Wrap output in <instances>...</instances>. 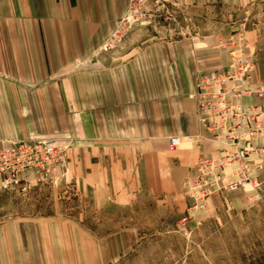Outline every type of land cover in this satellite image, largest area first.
Listing matches in <instances>:
<instances>
[{
  "label": "rangeland",
  "instance_id": "1",
  "mask_svg": "<svg viewBox=\"0 0 264 264\" xmlns=\"http://www.w3.org/2000/svg\"><path fill=\"white\" fill-rule=\"evenodd\" d=\"M151 10V19L126 13L95 69L138 60L139 104L174 115L177 98L185 96L195 104L200 133H140L138 157L123 156L117 166L102 161L99 170L78 161L79 154L68 165L72 140L24 139L55 140L61 153L43 169L19 173L18 183L0 177V226L57 238L43 250L75 254V264H264V139L246 151L219 140L197 107L199 86L231 72L233 51L254 56L245 89L264 92V0L239 8L172 2ZM179 42L196 52L176 51L169 63L164 47ZM147 48L156 51H141ZM251 99L260 102L250 106L260 105L264 120V97ZM172 136L183 138L174 152ZM228 181L235 187L226 188Z\"/></svg>",
  "mask_w": 264,
  "mask_h": 264
},
{
  "label": "crops",
  "instance_id": "2",
  "mask_svg": "<svg viewBox=\"0 0 264 264\" xmlns=\"http://www.w3.org/2000/svg\"><path fill=\"white\" fill-rule=\"evenodd\" d=\"M259 1L173 0L205 8ZM127 10L128 0H0V148L30 137L66 138L73 141L70 167L79 154L78 161L99 170L102 161L117 166L123 156L138 157L140 133L157 132L163 138L200 133L195 104L185 96L177 98L174 115L139 104L138 60L95 69L101 63L97 54ZM179 43L164 47L169 63L176 51L196 52ZM141 51L153 54L156 49ZM253 102L260 103L245 100L246 105ZM24 230L9 222L0 226V264H75V254L60 253L57 247L43 250V244L54 245L57 238Z\"/></svg>",
  "mask_w": 264,
  "mask_h": 264
},
{
  "label": "built area",
  "instance_id": "3",
  "mask_svg": "<svg viewBox=\"0 0 264 264\" xmlns=\"http://www.w3.org/2000/svg\"><path fill=\"white\" fill-rule=\"evenodd\" d=\"M172 2L173 0H128L127 12L140 19H151L155 17V13L151 14L154 6L167 8ZM255 68L256 59L253 55L233 51L231 72L208 77L199 86L201 94L198 96V113L201 120L207 121V129L216 133L217 139L231 142L238 149L245 148V151L250 147L253 149L252 142L264 139V120L259 118L263 108L260 105L252 107L245 104V100L253 94L257 99L264 97L261 89L255 93L245 89V81L255 73ZM182 139L180 136H172L169 149L177 151ZM60 153L59 144L55 140L28 139L16 142L13 146L0 150V177L7 183H18L19 173L26 169H43L45 164L58 159ZM225 186L235 187L229 181Z\"/></svg>",
  "mask_w": 264,
  "mask_h": 264
}]
</instances>
